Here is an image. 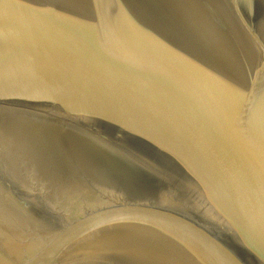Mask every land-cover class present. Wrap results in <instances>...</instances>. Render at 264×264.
Listing matches in <instances>:
<instances>
[{
	"label": "water",
	"instance_id": "water-1",
	"mask_svg": "<svg viewBox=\"0 0 264 264\" xmlns=\"http://www.w3.org/2000/svg\"><path fill=\"white\" fill-rule=\"evenodd\" d=\"M0 264H264V0H0Z\"/></svg>",
	"mask_w": 264,
	"mask_h": 264
}]
</instances>
